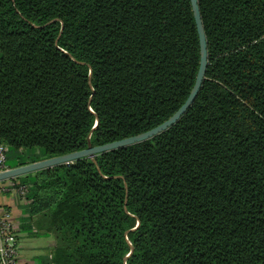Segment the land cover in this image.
I'll list each match as a JSON object with an SVG mask.
<instances>
[{
	"label": "trees",
	"instance_id": "1",
	"mask_svg": "<svg viewBox=\"0 0 264 264\" xmlns=\"http://www.w3.org/2000/svg\"><path fill=\"white\" fill-rule=\"evenodd\" d=\"M198 1L209 63L175 124L12 178L56 238L39 264H264V0ZM199 64L191 0H0L7 167L159 125Z\"/></svg>",
	"mask_w": 264,
	"mask_h": 264
},
{
	"label": "water",
	"instance_id": "2",
	"mask_svg": "<svg viewBox=\"0 0 264 264\" xmlns=\"http://www.w3.org/2000/svg\"><path fill=\"white\" fill-rule=\"evenodd\" d=\"M191 5L194 13V18L197 26V31L199 35V42H200V64L198 73L196 76V80L194 83V86L188 95L185 102L179 107V109L171 115L167 120L160 123L159 125L138 133L136 135H131L125 138H121L118 140H114L112 142L100 144V145H92L89 143V145L86 148L73 151L70 153L58 155L51 158H46L42 160H38L35 162H30L27 164L20 165L18 167L8 168L4 171H0V182H4L7 179L15 178L21 175H25L31 172H35L38 170H42L45 168H50L56 165L60 164H69L71 162H74L75 160H78L83 157H95L99 153H103L106 151L114 150L117 148L125 147L128 145H132L138 142H142L145 140H148L161 132L167 130L169 127H171L173 124H175L182 115L191 107V105L194 103L196 97L198 96L203 82L206 77V72L208 68V42H207V36L205 32V27L203 24V19L201 15V10L199 6L198 0H191Z\"/></svg>",
	"mask_w": 264,
	"mask_h": 264
},
{
	"label": "crops",
	"instance_id": "3",
	"mask_svg": "<svg viewBox=\"0 0 264 264\" xmlns=\"http://www.w3.org/2000/svg\"><path fill=\"white\" fill-rule=\"evenodd\" d=\"M7 200L9 201H5V203L9 206V212L17 231L20 254L18 264H39L42 258L50 259L56 245V238L53 234H45L43 230L39 229L35 223L38 216L26 220L29 215L25 212V208L30 201L28 199L24 200L22 204L25 205L22 207V205L13 204L8 197Z\"/></svg>",
	"mask_w": 264,
	"mask_h": 264
},
{
	"label": "built area",
	"instance_id": "4",
	"mask_svg": "<svg viewBox=\"0 0 264 264\" xmlns=\"http://www.w3.org/2000/svg\"><path fill=\"white\" fill-rule=\"evenodd\" d=\"M7 150V145L0 143V171L8 169L6 164ZM13 190H16L19 194L28 193L26 185H22L12 178L7 179L6 182H0V192L10 193ZM15 230L16 227L11 219V213L9 211L3 212L0 209V264H18L20 254Z\"/></svg>",
	"mask_w": 264,
	"mask_h": 264
},
{
	"label": "rangeland",
	"instance_id": "5",
	"mask_svg": "<svg viewBox=\"0 0 264 264\" xmlns=\"http://www.w3.org/2000/svg\"><path fill=\"white\" fill-rule=\"evenodd\" d=\"M0 193H2V192H0ZM4 193L6 194V192H4ZM4 193H3L4 200L6 202L9 201V200H7V197H8V198H10V201L12 200L11 202H13V204L22 205V207H24L25 204H22V202H24V200H26L28 193H26V194H24V193L19 194V192H17L16 190H13L12 192H10V193H8L6 195ZM7 207L8 206L6 205L5 210H7L6 209ZM11 219H12V216H11ZM15 232H17V231L15 230Z\"/></svg>",
	"mask_w": 264,
	"mask_h": 264
}]
</instances>
